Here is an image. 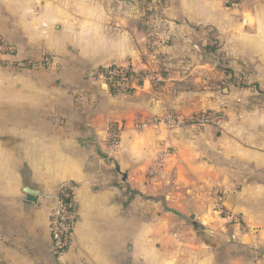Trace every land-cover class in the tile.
<instances>
[{"label":"crops","instance_id":"0c3cea01","mask_svg":"<svg viewBox=\"0 0 264 264\" xmlns=\"http://www.w3.org/2000/svg\"><path fill=\"white\" fill-rule=\"evenodd\" d=\"M0 38L14 49L0 56V264H264V0H0ZM217 40L227 56L202 61ZM112 65L136 68L128 94L97 75ZM65 182L73 232L56 260ZM165 193H191L190 211Z\"/></svg>","mask_w":264,"mask_h":264},{"label":"built area","instance_id":"2783aa9c","mask_svg":"<svg viewBox=\"0 0 264 264\" xmlns=\"http://www.w3.org/2000/svg\"><path fill=\"white\" fill-rule=\"evenodd\" d=\"M243 1L244 0H223V2L228 7L233 8L241 5ZM243 23L246 24L245 21H243ZM13 54V47L6 44L0 38V56L10 57ZM18 65L23 66V63H19ZM136 72L137 70L135 68L112 65L105 68V71H101L99 74L101 77L106 74L108 76H117L123 78L127 75L132 76ZM127 87V81H122L120 83L121 90H125ZM219 120L220 117L218 115L206 112L201 113L197 117V122L199 124H215ZM174 121V116L168 113L163 118L153 117L150 119H145L136 126V129L142 130L149 125H154L161 122L164 123L165 126L170 127ZM109 133V147L114 149L119 140L120 129L117 126H112ZM75 189L76 187L74 184L65 182L58 187L57 193L53 197L54 207L49 214L48 230L52 243V253L56 260H60L64 257L71 244L74 221L72 201Z\"/></svg>","mask_w":264,"mask_h":264},{"label":"rangeland","instance_id":"374dc122","mask_svg":"<svg viewBox=\"0 0 264 264\" xmlns=\"http://www.w3.org/2000/svg\"><path fill=\"white\" fill-rule=\"evenodd\" d=\"M215 43L213 44L214 45V48H212V45L211 47H209L210 49H206V53H204L203 55H201L202 57V61L204 62H208V61H214V62H222L223 61V58H225V56L227 55H224L222 52H219V46L221 45V42L222 40L219 42L218 40L217 41H214ZM148 43L147 45H149L150 47H156V45L154 44L155 43V40L154 39H147V42ZM223 44V43H222ZM209 50V51H207ZM211 50V51H210ZM213 50H216L215 52H213ZM116 66H123V67H130V68H134L132 65H116ZM108 67V66H107ZM107 67H104V68H107ZM136 69V68H135ZM101 69L97 70V75L99 74ZM204 73H213L214 74V77H215V80H212V81H222L223 79V76H224V73L222 70H215V71H205L203 70ZM138 73L136 72L134 74V76H137ZM197 74H195V77H196ZM200 76V74H199ZM213 77V78H214ZM155 83L157 82L156 78L155 77H152L151 78ZM135 81V80H134ZM134 83V82H133ZM132 83V84H133ZM202 85H206V83L204 82H201ZM131 84V86H132ZM133 89V87H130ZM204 113V112H202ZM208 113V112H206ZM171 114V113H170ZM201 114V113H200ZM199 114V115H200ZM172 115V114H171ZM198 117V116H197ZM197 117H196V121H197ZM176 120V119H175ZM108 137H110V133L108 134ZM110 148V147H109ZM108 148V150H109ZM172 185L170 184L169 188L171 187ZM165 194H172L174 197L173 198V201H170L169 205L170 206H173V207H177V208H184L185 210H187L188 212L190 211L191 209V193H165Z\"/></svg>","mask_w":264,"mask_h":264},{"label":"trees","instance_id":"16d2710c","mask_svg":"<svg viewBox=\"0 0 264 264\" xmlns=\"http://www.w3.org/2000/svg\"><path fill=\"white\" fill-rule=\"evenodd\" d=\"M101 71H105V68L102 67L100 72ZM99 72V73H100ZM103 80H104V83L106 84L108 90L113 93V94H128L129 92H131L132 88L131 87V84L134 82V80L137 79V76H125V77H117V76H108V75H103ZM122 81H127L128 83V87L127 89L125 90H121L120 89V83Z\"/></svg>","mask_w":264,"mask_h":264},{"label":"water","instance_id":"95a60500","mask_svg":"<svg viewBox=\"0 0 264 264\" xmlns=\"http://www.w3.org/2000/svg\"><path fill=\"white\" fill-rule=\"evenodd\" d=\"M38 192H39L38 188L33 189V188L29 187V182L25 178L24 179L23 193H25V195H27V200L34 202L36 200L35 198L38 196Z\"/></svg>","mask_w":264,"mask_h":264}]
</instances>
